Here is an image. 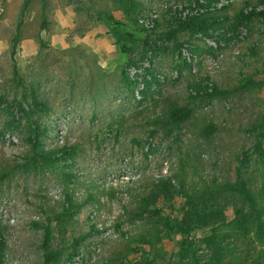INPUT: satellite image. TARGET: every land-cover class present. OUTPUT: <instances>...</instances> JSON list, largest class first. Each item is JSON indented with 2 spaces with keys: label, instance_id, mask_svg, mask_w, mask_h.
<instances>
[{
  "label": "rangeland",
  "instance_id": "1",
  "mask_svg": "<svg viewBox=\"0 0 264 264\" xmlns=\"http://www.w3.org/2000/svg\"><path fill=\"white\" fill-rule=\"evenodd\" d=\"M26 1L0 0V94L12 100L21 93L16 67L26 86H35L51 107L35 118L47 133L41 150L69 146L74 161L42 164L27 141L26 120L9 128L8 114L1 113L5 264H44L45 253L57 251L62 258L52 264H192L179 258L186 237L199 264H215V247L208 242L214 236L226 244L227 264L264 256L254 211L230 187L238 158L264 132L261 21L254 18L231 43L179 33L187 62L168 40L169 49L153 58L156 81L143 99V79L132 92L122 71L126 67L135 79L150 62L139 61L142 44L135 47L123 36L143 41L152 28L165 32V19L179 16L192 0H138L144 27L127 21L119 0H29L19 31ZM247 2L260 5V0L217 3L225 28ZM25 38L36 44L33 54L23 51ZM195 44L199 52L192 51ZM206 81L230 93L194 97L193 87ZM174 105L192 107V114L174 124L169 117ZM249 162L242 171L264 225V157L252 154ZM64 172L74 179L66 181ZM68 194L81 205L71 217L64 215ZM147 202L156 204L144 210ZM244 214L247 228L239 224ZM164 215L178 220L188 215L187 224L197 227L182 237L169 231ZM78 238L83 239L75 244Z\"/></svg>",
  "mask_w": 264,
  "mask_h": 264
},
{
  "label": "trees",
  "instance_id": "2",
  "mask_svg": "<svg viewBox=\"0 0 264 264\" xmlns=\"http://www.w3.org/2000/svg\"><path fill=\"white\" fill-rule=\"evenodd\" d=\"M123 5V12L127 19V21L133 22L134 24H141L144 27V23L138 21V15L140 14L141 4L138 0H119ZM224 0H192L190 6L184 7L181 10L179 16H174L173 20L165 19L167 22V30L162 33H157L155 28H152L151 32L147 33L145 39L137 40L132 34H125L123 37L126 43L132 42L135 47H138L140 44L143 45V52L140 56L139 61L148 60L150 62V67L145 69V73H140L143 70H139L136 74V78L132 79L130 74L125 67L122 71V81L128 86L133 92L137 87V84L140 83L141 78L144 81L145 88L140 91L143 95V99H146L148 94H150V89L153 84V81H156V76L153 73L152 65L153 58L157 57L162 51H167L169 47L164 45L168 40H174V51L179 53L180 59L186 61V58L183 57L181 49L184 47V44L179 42L178 34L181 32H188L191 37L200 39H209L214 40L217 44L221 41L231 43V41L235 40L239 32L242 29L249 28L251 21L254 18H258L263 25L264 32V0H260V5L252 6L249 2H247L248 8L242 9L236 16L235 22H233L229 28H225L223 19L226 16H221L218 14V10H216V5L219 2H223ZM193 4V5H192ZM29 6V0H27L22 9L21 20L19 23V31L21 25L23 23V16L25 15ZM187 8H196L198 9V14H187L183 16V11ZM202 12L200 13V11ZM169 15H172L171 13ZM154 27L159 25L158 19L153 18ZM121 26H125V23L119 22ZM144 29V28H143ZM199 39V38H198ZM199 39V40H200ZM20 40V36L16 38V42ZM126 43L121 44V50L124 53H128L129 49ZM196 47L192 49L193 52H199L200 46L195 44ZM16 48L13 50V55L16 54ZM207 52H214L212 47H207ZM134 63L130 60V65ZM137 64V63H136ZM15 74L19 78V85L21 87V93L17 95L14 99L9 100L7 95L0 94V115L2 112H6L8 114V122L7 126L9 128L17 127L15 124L19 123L21 119H25L28 124V143L35 150L36 156L39 158L42 164L44 165H54L56 163L74 161V149L69 146H63L61 148H54L48 152H43L42 149V141L46 137V130L35 120V118L43 113H47L50 111L51 107L47 103V101L43 100L38 90L35 86L27 87L25 81L21 77H19V71L15 67ZM207 81H209L207 79ZM200 84L197 83L194 86V90L196 94L194 97H199L206 95L208 97L211 96H222L226 97L230 91L221 90L217 88L213 83ZM192 107H183L179 105H174L169 112V117L173 121L174 124H180L184 120L188 119L192 114ZM256 128L253 129L255 131ZM252 154H258L260 157H264V132H259L253 144V147L249 151H245L242 154V157L238 158L240 166L237 169L236 181L233 184H230V187L237 191L240 197L245 200V202L253 209L256 224V236H264V225L261 221V214L256 205L255 199L251 194L250 189L247 186L245 176L243 174L242 169L247 168L249 166L250 156ZM65 180L72 181L74 179V175L64 172ZM167 193L170 194L171 190L167 189ZM172 195L165 196L166 200H170ZM156 202H147L145 204V209L149 206L155 205ZM80 204L75 203L71 195L66 196V204L64 206V215L67 217L74 216L79 208ZM157 213L161 212L160 210H155ZM243 219L239 222V224L247 228L248 227V218L246 215H242ZM164 221L166 227L169 231L173 233H179L182 237L190 235L195 228L191 224H187L190 217L188 215H184V218L181 220L172 219L169 216L164 215ZM187 224V225H186ZM186 225V226H185ZM199 227V226H198ZM47 232H49V228H47ZM46 242H48V234L46 235ZM83 238H78L75 240V244H79ZM208 242L212 247H215V264H227V251L226 244L222 241L220 242L217 239V236H214L208 239ZM183 251L180 253L179 258L182 261L190 260L192 264H199V257L196 252V247L194 243L191 242L187 237L182 241ZM6 249H7V240L4 232L0 229V264H5L6 262ZM62 258V253L57 251L53 253H45L44 255V264H52L60 262ZM263 255L258 254L257 257L252 256L250 264H264L262 259ZM145 264H149L146 262ZM247 264V263H242Z\"/></svg>",
  "mask_w": 264,
  "mask_h": 264
},
{
  "label": "crops",
  "instance_id": "3",
  "mask_svg": "<svg viewBox=\"0 0 264 264\" xmlns=\"http://www.w3.org/2000/svg\"><path fill=\"white\" fill-rule=\"evenodd\" d=\"M22 43H23L22 48H23V51H25V53L27 50L30 51V54H33L35 52L37 46L36 44L31 42L30 39L25 38Z\"/></svg>",
  "mask_w": 264,
  "mask_h": 264
},
{
  "label": "built area",
  "instance_id": "4",
  "mask_svg": "<svg viewBox=\"0 0 264 264\" xmlns=\"http://www.w3.org/2000/svg\"><path fill=\"white\" fill-rule=\"evenodd\" d=\"M202 12V10L200 11V13ZM199 13V11H198V9H194V8H187V9H185L184 11H183V16H186L187 14H190V15H193V14H198ZM153 19V18H152ZM152 21V23H153V20H151ZM151 23V24H152Z\"/></svg>",
  "mask_w": 264,
  "mask_h": 264
}]
</instances>
